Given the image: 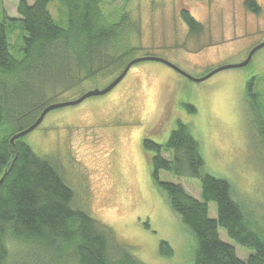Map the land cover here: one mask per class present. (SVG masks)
<instances>
[{"label":"rangeland","instance_id":"obj_1","mask_svg":"<svg viewBox=\"0 0 264 264\" xmlns=\"http://www.w3.org/2000/svg\"><path fill=\"white\" fill-rule=\"evenodd\" d=\"M245 1L107 0L105 4L114 15L127 4L130 18L138 23L130 35L131 46L138 48L136 57L150 53L201 78L218 67L244 61L264 42V0H257L260 14L247 10ZM18 4L19 0H0V21L5 14L19 18ZM183 9L204 24L201 35L189 32L181 17ZM51 12L60 18L63 8L54 2ZM15 44L11 52L21 56L23 39ZM116 75H100L69 91L59 90L53 93L55 100L72 101L102 90ZM252 80V92L259 94L264 108V47L246 66L222 70L203 81L190 79L163 62H139L110 92L51 110L24 138L38 155L56 159L77 198L85 199L83 205L91 215L113 228L120 242L133 247L137 258L147 264H191L193 236L179 223L166 195L153 181L143 136L150 134L153 140L165 143L180 116L201 144L206 171L232 182L245 207L261 219L264 110L250 99ZM45 92L47 97L53 95L50 90ZM188 105L196 111L188 110ZM160 180L179 182L201 198L198 178H175L161 171ZM209 210L216 218L215 202L209 203ZM220 235L235 246L241 259L253 253L229 238L224 228ZM162 240L174 248L173 257L160 254ZM17 247L13 244L12 250Z\"/></svg>","mask_w":264,"mask_h":264},{"label":"trees","instance_id":"obj_2","mask_svg":"<svg viewBox=\"0 0 264 264\" xmlns=\"http://www.w3.org/2000/svg\"><path fill=\"white\" fill-rule=\"evenodd\" d=\"M54 2L63 8L60 18L51 12ZM106 2L19 0L20 17L5 14L0 21V264H147L133 254L132 246L118 240L113 228L91 215L56 159L38 155L25 136L11 143L14 135L57 103L53 93L100 75L117 77L136 57L138 48L131 46L130 35L138 23L130 18L127 4L114 15ZM245 7L262 12L257 0H246ZM181 17L191 34L204 32V24L188 9L181 11ZM19 38L21 56H15L11 49ZM252 86L253 80L250 99L263 112ZM45 89L53 95L45 96ZM188 108L196 111L192 105ZM179 117L165 143L147 134L142 145L153 181L193 236L191 264H264V216L255 218L232 182L206 171L201 144L191 125ZM260 133L264 143L263 124ZM161 171L175 178H198L201 198L179 182L160 180ZM210 202L217 204L216 218L210 216ZM220 228L253 253L241 259L235 246L221 238ZM13 244L19 246L15 251ZM159 252L174 256L165 240Z\"/></svg>","mask_w":264,"mask_h":264},{"label":"water","instance_id":"obj_3","mask_svg":"<svg viewBox=\"0 0 264 264\" xmlns=\"http://www.w3.org/2000/svg\"><path fill=\"white\" fill-rule=\"evenodd\" d=\"M264 47V42L255 46L250 53L248 54V57L238 63V64H229V65H224L221 67H218L217 69H214L212 71H210L209 73H207L205 76L201 77V78H194L192 76H190L188 73H186L185 71H183L182 69H180L179 67H177L176 65L172 64L171 62H169L168 60L155 56V55H146V56H142V57H137L134 58L133 60H131L127 66L125 67V69L110 83V85H108L106 88L102 89V90H93L90 92L85 93L84 95H82L81 97H79L76 100H72V101H66V102H61V103H54L49 105L40 115V117L37 119V121L31 125L29 128L17 133L16 135H14L11 138V143H14L16 139L21 138L26 136L28 133L32 132L33 130H35L37 127H39L41 125V123L43 122V120L45 119L46 115L48 112H50L51 110L57 109V108H61V107H65V106H71V105H77L81 102H83L85 99L92 97V96H98V95H104L108 92H110L111 90H113L127 75V73L129 72V70L131 69V67L139 62H144V61H158V62H163L171 67H173L174 69H176L178 72H180L181 74L185 75L186 77L196 80V81H203L211 76H213L214 74L225 70V69H231V68H239V67H244L247 64H249V62L251 61L253 55L255 54V52L257 50H259L260 48Z\"/></svg>","mask_w":264,"mask_h":264}]
</instances>
